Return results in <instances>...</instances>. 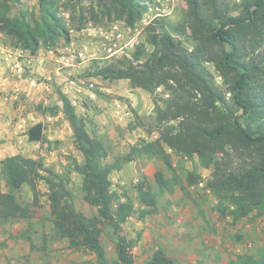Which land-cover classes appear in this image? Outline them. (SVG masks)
I'll list each match as a JSON object with an SVG mask.
<instances>
[{
  "label": "trees",
  "instance_id": "16d2710c",
  "mask_svg": "<svg viewBox=\"0 0 264 264\" xmlns=\"http://www.w3.org/2000/svg\"><path fill=\"white\" fill-rule=\"evenodd\" d=\"M58 1L37 0L40 17L33 22L26 21L24 15L9 18L6 5L0 3V34L31 55H36L43 44L54 46L58 37L69 41ZM93 1L105 15L115 13L128 26L140 20L147 9L146 0ZM186 3V28L195 44L191 50L162 25L158 32L155 23H150L145 31L154 50L145 62V49L137 48L131 59L99 69L104 80H128L150 96L163 88L169 98L162 101L163 107L153 100L159 137L142 140L108 164L103 143L89 135L84 118L76 114L68 97L59 93L74 146L83 161H74L72 171L60 175L22 155L0 160V224L29 220L39 206L38 185L42 183L54 232L70 250L93 254L96 264H133L136 241L123 236L122 227L134 215L140 220L154 215L157 199L145 176L132 187L135 196L131 197L125 188L119 193L111 189L110 175L123 164L139 160H157L175 173L172 154L196 157L202 169L212 168L205 189L216 200L215 211L220 218L237 223L264 214V0H242L235 15L222 0ZM206 64L220 75L221 87ZM43 131V123L34 124L27 130L28 141L43 143ZM72 173L81 179L83 201L96 211L91 217L75 208ZM155 182L160 189L168 186L160 171L155 173ZM201 182L200 173L193 170L186 174L180 188L186 191ZM25 185L32 193L31 205L18 201L17 194ZM105 226L115 239L113 260L102 244ZM35 249L31 245V250ZM147 264H173V260L158 248ZM229 264H264V253L258 257L238 255Z\"/></svg>",
  "mask_w": 264,
  "mask_h": 264
},
{
  "label": "rangeland",
  "instance_id": "374dc122",
  "mask_svg": "<svg viewBox=\"0 0 264 264\" xmlns=\"http://www.w3.org/2000/svg\"><path fill=\"white\" fill-rule=\"evenodd\" d=\"M241 1L222 0L233 15ZM0 3L6 5L11 19L24 15L26 21L33 22L40 17L37 0ZM145 4L141 19L128 26L115 13L105 15L96 1L59 0L57 9L69 30V41L58 37L52 47L41 45L36 55L0 34V160L22 155L60 175L72 171L74 161L82 163L59 93L67 96L76 114L84 118L89 135L103 143L108 164L142 140L159 137L153 100L163 107L162 101L169 99L163 88L150 96L128 80H104L99 75L100 68L131 59L137 48L145 49V62L154 50L145 31L150 23H155L158 32L162 25L187 50L194 47L186 28V0H146ZM67 52L76 56L82 52L84 57L77 58L72 67H65L57 61ZM205 66L219 75L212 65ZM215 82L221 87V81ZM39 122L44 125L45 141H28L27 130ZM172 163L175 173L157 160H139L123 164L110 175L111 189L119 193L125 188L131 197L135 196L132 187L145 176L157 199L154 215L143 220L134 215L122 227L121 234L136 241L133 264H147L158 248L172 258L173 264H229L238 255L258 257L264 253V214L237 223L220 218L215 211L216 200L205 189L212 168L202 169L196 157L174 154ZM193 170L200 173L202 182L181 190V181ZM158 171L167 180L166 189L155 182ZM70 179L75 208L91 217L96 211L83 201L80 177L72 173ZM38 189L39 206L29 220L0 224V264H96L93 254L72 251L65 240L56 236L46 187L39 183ZM17 196L22 205H31L32 193L26 185ZM236 236L241 239L237 241ZM102 244L107 257L115 259V239L108 226L103 228ZM31 245L36 249L31 250Z\"/></svg>",
  "mask_w": 264,
  "mask_h": 264
},
{
  "label": "built area",
  "instance_id": "2783aa9c",
  "mask_svg": "<svg viewBox=\"0 0 264 264\" xmlns=\"http://www.w3.org/2000/svg\"><path fill=\"white\" fill-rule=\"evenodd\" d=\"M9 57H11V54L8 55ZM84 57V53L80 52L77 54V56L75 54H72V53H65V54H62L58 61L59 64H61L62 66H65V67H72L74 65V62L77 60V58H83ZM214 74V73H213ZM214 77L215 79L220 82L221 81V77L219 75H215L214 74ZM229 97V95H227Z\"/></svg>",
  "mask_w": 264,
  "mask_h": 264
},
{
  "label": "crops",
  "instance_id": "0c3cea01",
  "mask_svg": "<svg viewBox=\"0 0 264 264\" xmlns=\"http://www.w3.org/2000/svg\"><path fill=\"white\" fill-rule=\"evenodd\" d=\"M133 106V105H132Z\"/></svg>",
  "mask_w": 264,
  "mask_h": 264
}]
</instances>
